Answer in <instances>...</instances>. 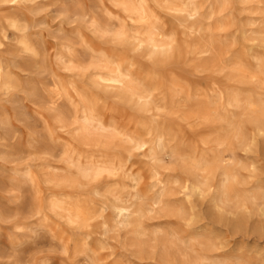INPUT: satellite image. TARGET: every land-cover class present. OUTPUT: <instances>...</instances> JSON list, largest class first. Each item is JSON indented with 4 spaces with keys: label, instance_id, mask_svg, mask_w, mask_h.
I'll return each mask as SVG.
<instances>
[{
    "label": "clouds",
    "instance_id": "9594fccd",
    "mask_svg": "<svg viewBox=\"0 0 264 264\" xmlns=\"http://www.w3.org/2000/svg\"><path fill=\"white\" fill-rule=\"evenodd\" d=\"M0 264H264V0H0Z\"/></svg>",
    "mask_w": 264,
    "mask_h": 264
}]
</instances>
